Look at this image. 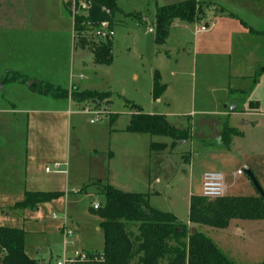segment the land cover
I'll return each instance as SVG.
<instances>
[{"label":"rangeland","instance_id":"rangeland-1","mask_svg":"<svg viewBox=\"0 0 264 264\" xmlns=\"http://www.w3.org/2000/svg\"><path fill=\"white\" fill-rule=\"evenodd\" d=\"M148 1L137 4L140 20L121 13L116 15L120 22L112 40L111 65L95 64L93 54L87 48L76 47L73 51V81L84 90L109 92L108 106L106 101L83 105L71 101L65 113L29 115V151L45 153L49 149L52 158L65 163L58 169L54 167L57 162L42 163L39 178L50 184L42 188L48 190L40 192L64 193L74 188L75 192L80 190L82 193L72 199L69 211L64 198L40 204L37 209L0 208V226L25 232V251L32 259H50L54 264L55 258L64 250L61 231L64 224L73 233L68 242L73 243L74 250L102 252L104 239L100 220L89 208L92 203L104 201L98 186L100 179L112 176L108 170V151L113 149L119 152L114 170L123 182L116 188L130 193H147L152 191L150 187L154 184L160 195L153 197L152 205L159 211H167L168 205L172 204L182 220L187 218L189 196L202 195V178L208 172L224 176L227 196L255 197L260 193L245 173L250 171L264 195V71H253L245 66L240 43H232L231 52L222 50L220 47L225 43L219 42L213 44L217 47L212 54V40L201 48L200 40L204 39L205 43L208 39L206 35L194 37L196 25H184L187 31L183 33L177 27L164 45L155 44L154 32L148 30L154 29L153 12L157 0ZM122 3L126 11L133 7L127 0ZM158 3L167 5L164 4L167 0ZM203 8L204 12L208 9ZM207 15L197 26L213 17L210 13ZM81 34L88 43L91 42L90 32L84 30ZM196 38L199 40L197 48L194 45ZM0 47L17 50L23 46ZM60 64L59 75L48 79L52 82L56 79L57 84L66 87L68 62ZM31 65L42 69L47 62L42 66L37 65V61ZM155 71L162 74V83L168 87L162 105L155 103L151 93ZM24 96L19 98L24 105L41 110L45 107L43 99ZM251 102L259 104L256 114L251 113ZM131 104L142 106L146 113H168L170 124L188 129L189 138L172 145L168 138L133 135L136 141L129 144L125 140V129L134 113ZM214 111L230 114V117L213 116L210 113ZM226 121L230 128L243 134L236 137L238 145L230 150L218 141ZM39 123L45 124L42 129ZM49 125L54 129L49 133L50 137ZM151 143H166L168 148L161 154H153ZM129 147L133 148L130 154ZM30 156L32 158L31 153ZM45 167L51 173H46ZM183 167L188 170L184 171ZM239 171L243 175H237ZM9 197L15 198L11 194ZM198 231L234 264H264V220H236L226 230L200 226Z\"/></svg>","mask_w":264,"mask_h":264},{"label":"trees","instance_id":"trees-1","mask_svg":"<svg viewBox=\"0 0 264 264\" xmlns=\"http://www.w3.org/2000/svg\"><path fill=\"white\" fill-rule=\"evenodd\" d=\"M78 1V0H77ZM89 4L87 16H75L74 45L89 49L93 62L98 65H111L113 62V43L111 39L91 40L87 42L81 33L87 30L83 22L99 24L108 22L110 29L115 26V16L124 12L118 7L117 0H84ZM209 4L198 0L158 7L155 12V44L164 45L170 35L174 22L197 23L204 17L203 6ZM140 20L138 13L126 14ZM251 33L264 34L249 29ZM11 83L27 84L29 78L16 72H7L1 86ZM32 91L40 96L53 99H67L80 103L106 101L110 104V93L96 90H80L72 86L71 90L54 86L42 81L30 83ZM160 73H153L152 97L159 99L165 92ZM258 109V103H250ZM255 105V106H253ZM131 114L126 132L139 135H151L172 140V145L187 141L188 130H180L171 125L164 115L144 112L141 106L131 104ZM240 133L227 125L221 134L222 145L228 147L233 135ZM168 148L166 143H151L150 152L161 154ZM98 193L104 197L98 209L89 208L92 215L100 220L103 233L102 252H91L103 260L79 264H234L203 233L178 221L169 212L154 209L149 204L148 195L127 193L111 185H99ZM63 192L28 191L24 200L14 208L37 209L40 204L57 200ZM259 222L264 220V195L255 197L224 196L209 199L202 195H192L189 199V223L192 226H205L216 230H226L232 221ZM25 232L18 228L0 226V264H42L30 258L25 251Z\"/></svg>","mask_w":264,"mask_h":264},{"label":"crops","instance_id":"crops-1","mask_svg":"<svg viewBox=\"0 0 264 264\" xmlns=\"http://www.w3.org/2000/svg\"><path fill=\"white\" fill-rule=\"evenodd\" d=\"M122 1L126 0H117V4L118 7L124 12V15L130 13L140 14V9L137 7V4L141 5L142 3H149L148 0H127V2L133 5V7H130L131 9L126 11ZM158 1L160 0H157L156 4L154 5V19L155 12L158 7L167 6L185 0H167V3H164L167 5L161 6ZM162 1L164 0H161V2ZM198 1L209 4L206 6L209 10H205L204 17L199 22L193 24H184L185 22L180 21L174 22L170 29L169 37L172 35L171 31L177 27H179L180 32L183 33L184 31H187V28L184 25H196L193 28L194 37H196V35H206L205 37L208 39V41L205 43L203 42L205 41L204 39L200 40L203 43L201 48H204V44L209 45L212 40V54L214 48L217 47V45L213 46V44H219V42L225 43L222 47H220L222 50L229 49V52H231L230 50L232 43L237 45L240 43L241 51L243 52L244 59L246 61L245 66L247 65L248 68H253V71L258 69L264 71V34L258 35L256 33H251L249 30L252 29L255 32L264 33V0ZM130 10H134L136 12H130ZM208 13H210L213 17L205 22L204 25L197 26V24H199L202 20L206 19ZM146 21L148 22L147 17ZM119 22L120 20H117L115 16V26L113 28L114 31L117 29ZM135 25L138 26V23ZM148 31L150 32V29ZM196 39L197 40H195L194 43L195 48H197V42L199 41L198 38ZM10 44H17L23 47L18 48L17 50H10L7 47H0V208L4 210L6 208H14L17 203L22 202L24 200L25 193L28 191L40 192L42 190H48L42 188L48 187L50 182H44L39 178V167L42 165V163H47L49 161L57 162L55 163V166L57 165L58 167L56 168L54 166L56 169H58L59 166L61 167L63 164L65 165V163L52 158V156H50L51 151L49 149L46 150L45 153L29 151L28 118L30 114L41 115L42 113H65L64 110L66 107H69L72 100L69 97L67 99H53L51 97L40 96L36 92L32 91L30 83L44 81L51 83L54 86L62 87L59 85V83H56V79L52 82L48 78L59 75L60 72L58 70L61 65L60 62L62 63V61H64L68 62V66L65 73L67 86L63 88L70 89V87L75 86L80 90H84L80 87V85H77V83L73 81V74L71 73V69L73 68V51L76 48L74 45V21L67 6L63 3V0H0V45L8 46ZM36 61L37 65L39 66H42L43 62H47V65L42 66V69L31 65ZM28 66H30V68ZM32 67H37L38 69H32ZM34 71L38 72V74L34 73ZM7 72H16L21 76H25L29 78V83H11L1 86L3 77ZM160 76L162 79L161 73ZM167 89L168 87L166 85L164 94L157 100L153 99L156 104L162 105V103H164ZM24 95H27L26 97H30L31 99H35L32 97L43 99V106H45L42 108L43 110L37 107H28L29 104L24 105L23 103L19 102V98L25 97ZM72 103L76 105L82 104H78L74 101ZM250 110L252 114H256L255 111L257 109H253L251 104ZM167 114L168 113H164L163 115L168 120L169 115ZM202 114H204V112ZM210 114L213 116H225L227 118L230 117V114L227 115V113L220 111H214ZM227 122L228 121L223 123V130L226 125L230 128ZM38 125L39 128L42 129V126L45 124L42 125L39 123ZM51 125L48 126V135L54 130L51 128ZM173 126L176 127L175 125ZM231 129L234 130L233 128ZM223 130L218 134V141L221 145L222 143L220 141V137ZM125 133V140L129 144H132L136 141V138H134L133 135H139L127 133L126 131ZM50 136L51 135H49V137ZM242 136V133L235 135V138L231 139V143L228 147L224 145L222 146L227 148V150L234 149L238 145L237 142H235L237 139L236 137ZM132 150V147L127 149L129 154L132 152ZM118 155L119 152L115 151V149H113V151H108V170L109 174L112 173V176L110 177L109 175V177L105 179H100V186L111 185L116 188L120 183H123L119 179V175L116 170H114V165L116 164ZM185 162L188 163V160ZM47 169L48 168L45 167V172L51 173V171L48 172ZM124 170L125 166L121 169V173ZM183 170L187 171L188 169L187 167H183ZM157 182L159 181L157 180ZM66 186H68L67 183ZM154 187L155 186L153 184L150 187L153 188L152 191L142 194L148 195L150 206L156 209V207L152 205V201L153 197L160 195V193L159 191L155 190ZM9 194L14 195L15 198L11 200ZM78 194H82L80 193V190L75 192L74 188H71L70 191L64 192V195L60 197L65 199V202L67 203V210L70 203L72 202V199H77L76 195ZM191 196L192 195L189 196V199ZM225 196H227L226 192ZM60 198L54 201H58ZM93 204L95 203H92V205ZM162 212L172 213L176 216L180 223L188 227H193L196 230L199 229V226H192L189 223V209L187 218L185 220L180 219L179 213H177L172 204L168 205L167 211ZM65 242L66 241L64 240L63 249H65ZM68 249L71 248L68 247L67 251ZM86 251L96 252L92 249H86ZM59 257L60 256L56 257L55 260ZM40 262L42 264H53L52 260L50 259H43Z\"/></svg>","mask_w":264,"mask_h":264},{"label":"built area","instance_id":"built-area-1","mask_svg":"<svg viewBox=\"0 0 264 264\" xmlns=\"http://www.w3.org/2000/svg\"><path fill=\"white\" fill-rule=\"evenodd\" d=\"M63 3L67 6L70 14L72 15L74 21V40L77 39L75 33V16H87L89 10V4L84 0H63ZM82 26H84L88 32L92 35V40H100V39H111L114 36V29H110L108 22H102L99 24H91L83 22ZM205 29V28H203ZM150 32H154V30L150 29ZM58 167L57 165L55 166ZM49 172L50 170L47 169ZM237 175H243L242 171H239ZM224 176L221 173L217 172H208L203 175L202 178V196L215 199L225 196L226 186L224 181ZM94 209H98L99 204L95 203L92 205ZM62 233L64 236L65 249L62 255L57 258L54 264H79V263H88L96 260H103L101 256L92 255L91 252L87 251H79L72 249L73 243L68 242V238H71L73 233L66 229V225L64 224L62 228ZM70 247L71 250L67 251V248Z\"/></svg>","mask_w":264,"mask_h":264},{"label":"water","instance_id":"water-1","mask_svg":"<svg viewBox=\"0 0 264 264\" xmlns=\"http://www.w3.org/2000/svg\"><path fill=\"white\" fill-rule=\"evenodd\" d=\"M247 174V176L251 179L252 183L254 184V186L257 188V190L259 191L260 195H263L262 191L260 190L256 180L254 179L252 173L250 171H246L245 172ZM195 232V228H192V233Z\"/></svg>","mask_w":264,"mask_h":264}]
</instances>
